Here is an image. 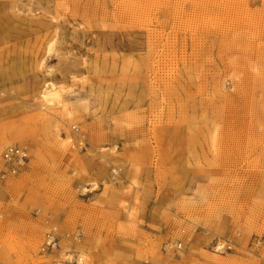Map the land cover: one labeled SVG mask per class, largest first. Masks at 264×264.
I'll list each match as a JSON object with an SVG mask.
<instances>
[{"label":"rangeland","instance_id":"374dc122","mask_svg":"<svg viewBox=\"0 0 264 264\" xmlns=\"http://www.w3.org/2000/svg\"><path fill=\"white\" fill-rule=\"evenodd\" d=\"M52 227L102 264H264V0H0V264H52Z\"/></svg>","mask_w":264,"mask_h":264},{"label":"built area","instance_id":"2783aa9c","mask_svg":"<svg viewBox=\"0 0 264 264\" xmlns=\"http://www.w3.org/2000/svg\"><path fill=\"white\" fill-rule=\"evenodd\" d=\"M74 131L79 136L78 141L74 143V148L84 151L87 149L86 136L79 128L74 127ZM2 159L8 171L4 172L3 177H6L7 173L15 175L19 167L26 165L31 159V148L28 144H10L7 145L2 153ZM65 238L69 244L74 247L82 246L83 234L80 229L72 234H66L65 237L59 235L56 227L50 228L45 234L44 242L42 245V252L46 254H52L55 256L52 264H89V261L83 259L81 251L78 248L65 249L62 247V240ZM255 244L261 246L264 250V239H255ZM225 248V245L218 244L216 251H221Z\"/></svg>","mask_w":264,"mask_h":264},{"label":"bare ground","instance_id":"6f19581e","mask_svg":"<svg viewBox=\"0 0 264 264\" xmlns=\"http://www.w3.org/2000/svg\"><path fill=\"white\" fill-rule=\"evenodd\" d=\"M52 50H53V45H50L48 47L47 56L51 54ZM44 63L45 61L42 64ZM51 73H52L51 69H48L46 76L50 77ZM66 93L67 92L65 91V89H62L55 83L49 81L48 83L45 84V86L39 92L38 97L36 98V101L39 103L42 109H47L50 111L56 108L57 105H61L63 103V98ZM92 187L94 188H91V190L96 189L95 184ZM86 191L87 190L84 189V192ZM78 249L81 251L80 253L83 259L85 258L86 260H88L89 264H102L103 263L102 254H101L102 250L99 248V246H95V249L90 250L89 253H87L83 247H78Z\"/></svg>","mask_w":264,"mask_h":264}]
</instances>
